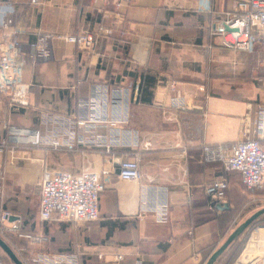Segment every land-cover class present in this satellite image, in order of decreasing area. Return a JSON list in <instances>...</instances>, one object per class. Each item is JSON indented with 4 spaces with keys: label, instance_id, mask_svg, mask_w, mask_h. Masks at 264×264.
<instances>
[{
    "label": "crops",
    "instance_id": "crops-1",
    "mask_svg": "<svg viewBox=\"0 0 264 264\" xmlns=\"http://www.w3.org/2000/svg\"><path fill=\"white\" fill-rule=\"evenodd\" d=\"M116 1L0 0L15 9L10 29L29 85L24 108L0 93V213H10L6 226L45 236L47 252L76 254L79 264H202L240 223L234 226L231 213L246 190L237 172L202 160L201 147L230 145L240 137L243 117L249 113L252 120L262 102L264 49L261 43L251 51L221 43L217 24L239 0ZM84 29L99 34L90 50L57 37ZM39 36H48L47 56L32 47ZM95 84L128 90V120L121 127L139 135L138 148L48 144L64 118L91 116L81 104ZM134 153L141 178L119 180L118 162ZM76 156L81 168L67 169ZM44 165L72 173L109 170L98 220L39 219ZM221 177L229 184L226 208L210 204L211 184ZM245 252L249 257L248 246Z\"/></svg>",
    "mask_w": 264,
    "mask_h": 264
},
{
    "label": "built area",
    "instance_id": "built-area-1",
    "mask_svg": "<svg viewBox=\"0 0 264 264\" xmlns=\"http://www.w3.org/2000/svg\"><path fill=\"white\" fill-rule=\"evenodd\" d=\"M129 2L130 0H117L116 4L120 6ZM14 12L10 2H0V93L7 97L11 106L24 108L29 103V85L22 78L24 55L15 30L10 29L14 23ZM216 32L226 47L251 51L256 43H261L264 49V0H239L235 10L224 13V19L217 24ZM98 35V32L84 29L57 37L80 50H90ZM32 47L36 55L47 56L48 36H39ZM128 102L129 92L126 88L95 84L88 99L81 104L92 110L91 116L64 118L61 133L52 134L46 141L54 148L71 147L75 144L102 146L107 152L118 147L138 148L139 135L131 129L121 127L128 120ZM175 105L179 107L180 103ZM2 144L5 142L2 141ZM201 155L206 162H218L224 170L237 172L245 190L263 188L264 103L256 105L252 120L249 113L243 117L240 137L235 142L228 146L204 144ZM117 165L116 177L119 180L136 181L141 178L137 153L120 160ZM109 173L107 169L94 171L89 168L72 173L66 170H50L44 165L39 178V219L46 222L75 223L98 220L99 196L105 187L104 177ZM228 187V181L223 177L212 182V207L226 202ZM164 211L161 214L166 213ZM9 218V212L0 213V228L8 227L6 223ZM19 236L26 240V247L21 250L31 264H79L76 254L47 252L43 247L47 238L41 234L20 233ZM257 248L262 255L252 258L247 264H264V245L258 244ZM122 258L120 253L114 256L116 261ZM135 264L143 263L137 260Z\"/></svg>",
    "mask_w": 264,
    "mask_h": 264
},
{
    "label": "rangeland",
    "instance_id": "rangeland-1",
    "mask_svg": "<svg viewBox=\"0 0 264 264\" xmlns=\"http://www.w3.org/2000/svg\"><path fill=\"white\" fill-rule=\"evenodd\" d=\"M261 86V100L264 102V84L262 81H260ZM69 156V155H68ZM70 162H67L65 165L67 166V169H70L69 167H80L81 168V161L82 158L80 156H76L75 158H69ZM91 169H94V167H91ZM106 184V183H104ZM105 189V187H104ZM235 190L237 192L241 191L240 187H235ZM245 196L240 197L239 199L234 200V206L233 211L237 212L238 218H240L241 221H243L246 217H248L250 214L255 212L256 210L264 207V187L263 188H255L253 190L244 191ZM240 221V222H241ZM0 227H2V224H0ZM261 232L262 235L260 237H256V235H253L255 232ZM21 231L16 229H9L8 227L0 228V237L11 247V249L15 252V254L25 261V264H31L25 256L24 251L20 250V247L23 248V244L25 241V238L19 236ZM259 241V243H258ZM258 244L264 245V216L260 218L259 221H256L254 225L251 227L245 229V231L240 235V238L237 240L235 245H233L227 253L222 254L214 264H228L229 256L232 255V253L235 251V256L233 257L230 264H234L237 262L238 258L242 254L243 250L246 246L249 247V257L255 258L257 256H261L262 253L259 252V248H257ZM26 246V244H25ZM0 264H14L9 257L3 252V250L0 248Z\"/></svg>",
    "mask_w": 264,
    "mask_h": 264
},
{
    "label": "water",
    "instance_id": "water-1",
    "mask_svg": "<svg viewBox=\"0 0 264 264\" xmlns=\"http://www.w3.org/2000/svg\"><path fill=\"white\" fill-rule=\"evenodd\" d=\"M229 30L228 27H225ZM220 208H226L228 205H218ZM264 214V207L256 210L243 221H241L226 237V239L210 254L204 264H214L215 261L222 255V253L243 233L247 227L252 224L259 216ZM10 220H12L10 218ZM0 248L9 257L14 264H24L23 261L15 254L11 247L0 237Z\"/></svg>",
    "mask_w": 264,
    "mask_h": 264
},
{
    "label": "trees",
    "instance_id": "trees-1",
    "mask_svg": "<svg viewBox=\"0 0 264 264\" xmlns=\"http://www.w3.org/2000/svg\"><path fill=\"white\" fill-rule=\"evenodd\" d=\"M259 103H262V102H258L257 104H259ZM232 214V217H233V222H234V226L235 225H237V223L239 222V221H241L240 220V218H238L237 216H238V214H237V212H232L231 213ZM264 216V214H262L261 216H259L254 222H252V224H250L247 228H249V227H251L252 225H254V223L256 222V221H259L260 220V218H262ZM245 231V230H244ZM243 231V232H244ZM240 238V236L230 245V248L233 246V245H235V243L237 242V240ZM210 254L211 253H209L208 254V256H206L205 257V260L203 261V263L202 264H204L205 262H206V260H207V258L210 256ZM235 256V251L232 253V255H230L229 257V259H228V264H230V262L232 261V259H233V257ZM22 260V259H21ZM23 261V260H22ZM23 263L25 264V261H23Z\"/></svg>",
    "mask_w": 264,
    "mask_h": 264
},
{
    "label": "bare ground",
    "instance_id": "bare-ground-1",
    "mask_svg": "<svg viewBox=\"0 0 264 264\" xmlns=\"http://www.w3.org/2000/svg\"><path fill=\"white\" fill-rule=\"evenodd\" d=\"M243 252H244V250H243ZM243 252L240 255V257L238 258L236 264H247L251 260V257L248 258L247 253L246 252L243 253Z\"/></svg>",
    "mask_w": 264,
    "mask_h": 264
}]
</instances>
